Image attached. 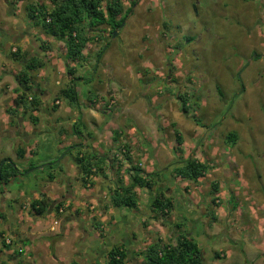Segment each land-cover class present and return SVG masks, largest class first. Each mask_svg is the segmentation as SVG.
Instances as JSON below:
<instances>
[{"label":"rangeland","instance_id":"rangeland-1","mask_svg":"<svg viewBox=\"0 0 264 264\" xmlns=\"http://www.w3.org/2000/svg\"><path fill=\"white\" fill-rule=\"evenodd\" d=\"M120 1L125 11L134 0ZM134 3L124 27L115 36L104 34V41L97 45L94 42L89 47L85 61L70 64L75 72L83 75V80L75 85L79 104H70L60 95L61 89L67 87L66 77L70 76L64 63V44L53 39L52 43L41 44L45 52L52 56V67L58 70L55 80L49 85V78H44L46 73L41 72L44 68L31 77L30 87H35L40 95L45 94L47 102L46 108L41 104L39 118L43 119L44 111L52 113L57 121L62 119L63 129L69 132L71 129L64 118L72 117L73 113L67 114L66 108L73 105V108L70 107L73 111L82 107L80 103L86 101L88 94L97 92L94 101H86L84 105L98 109L102 116L118 113L117 127H111L110 131L100 128L102 144L108 145L110 139L116 141L120 137L118 133L114 134L117 129L123 130L128 124L136 126V119L147 138L153 139L150 130V122L153 126L152 118H155L153 109L160 110L163 116L157 119L163 134L157 138L162 145L155 162L156 168L151 167L152 173L157 170L161 176L155 180L156 185L151 190H139L134 212L126 208L122 211L131 223L129 227L134 239L139 237V241L132 243L136 258L141 259L139 254L157 239L161 238L165 243L172 236L185 233L196 242H201L202 264H212L214 260L216 264H264V0H136ZM29 4H41L52 9L51 0H0L2 109L13 104L16 96L14 89L18 88L17 78L30 54L40 56L46 67L50 65L37 42L41 41L43 32L33 27L27 16ZM9 37H16L17 40H7ZM104 44L108 45L106 53L96 65V53ZM13 53L18 56L14 58ZM83 65L98 67L99 79L94 77L91 69L81 71L79 67ZM108 75L120 79L121 90L124 89L125 93L124 90L101 86L95 88L97 83L106 85ZM129 75L132 78L128 81ZM123 98H126L123 103L117 102L123 101ZM152 98L155 102H152L149 111ZM182 101L186 103L187 111L181 110ZM55 106L57 108L52 110ZM77 127L84 135L81 125ZM175 131L182 140L180 152L175 151ZM54 133L46 138V143L41 144L33 162L43 161L49 155L48 161L58 163L60 169L71 177L76 171L73 163L76 150L56 155L58 139ZM228 133L237 137L235 145L226 143ZM139 141L145 148L146 141ZM156 145L159 146L157 139ZM121 146L122 143L116 145L112 142L109 159L120 158ZM151 154L154 156V151ZM187 159L204 163L209 168L197 183L174 176L175 167ZM37 168L32 172L35 178L45 179L49 174L59 177L57 169ZM30 170L33 171V168ZM70 180L77 196L83 189L91 188L90 185L83 186L81 179L77 181L71 177ZM213 183L217 185L215 194ZM47 184L45 182L42 186ZM61 186L63 184L58 180L54 188ZM157 190L164 191V197L172 201L173 209L166 218L150 210L149 200ZM57 195L61 198L64 188ZM60 200L65 205L67 197ZM107 202L96 217H105L104 222L99 221L98 229L92 230L97 237H87L80 244L78 241L75 245L77 253L72 256L74 263H78L75 259L82 247L87 246L99 252L98 264H107L108 245L113 238L106 235L118 222L113 208L108 213L110 203L109 200ZM64 205L53 213L55 238H62L58 221L71 213L72 204ZM17 207V203L13 204L12 210ZM90 207L86 212L98 210L95 204ZM28 209H31L30 205ZM215 212L220 215L217 223ZM78 217L77 211L74 222L78 223ZM211 217L215 220L212 221ZM143 218L148 220L143 222ZM194 221H199L196 235L193 232ZM138 223L140 226L137 227ZM77 229L80 231L78 226ZM0 237L3 243L1 249L15 247L14 237L7 238L11 241L8 248L4 246L5 239ZM117 238L114 246L125 245L127 249L122 233ZM100 239L106 241V247L100 245ZM26 247L31 248V245L26 243ZM214 253L218 254V259H215ZM127 254L131 255V252ZM52 256L61 257V254H50ZM31 257L36 263L44 258L35 253H31ZM125 264H132L130 257Z\"/></svg>","mask_w":264,"mask_h":264},{"label":"crops","instance_id":"crops-1","mask_svg":"<svg viewBox=\"0 0 264 264\" xmlns=\"http://www.w3.org/2000/svg\"><path fill=\"white\" fill-rule=\"evenodd\" d=\"M37 42L41 46V44L44 43L45 44L52 43V40L51 38H48L46 35L42 34L41 41L40 42L37 41ZM95 44L97 45V43ZM92 45L93 43L90 42L86 45V49L82 52L84 58H86V52L87 50H89V47ZM105 53L106 51L104 52V55ZM104 55L102 56V58L104 57ZM34 56L41 58L40 56L34 53L30 54L28 58ZM44 56H45L44 59L46 61L48 60L49 61L48 63H50V65L48 64L49 67H45L44 70L42 71L37 70V71L28 72V75L32 77L39 71L45 72L46 74L44 78H49V82L47 83V85H49L52 81L55 80L56 72L58 69L55 70L54 67H52V63L54 61L52 62L51 60L52 58L51 54L45 52ZM102 58L100 62L102 61ZM60 68L62 69V67ZM70 68L74 72V75L72 76L74 80L72 81L71 80L72 77L70 76L67 77L65 76L66 77L65 83L67 86L72 84L75 87L77 82L83 80L82 79L83 75H81L80 72H75L73 70V67ZM79 69H81V71L91 69L92 71H94V77L97 76L99 79V75L97 74V72H99L98 67H88V65H86L85 67V65H83V67H79ZM108 77L109 79L107 80L106 85H100L101 83H97V86L95 88L101 86L105 88H111L113 90L117 89V91L121 90L122 85L120 84V79L116 76L113 77L111 75H108ZM110 78L111 81H109ZM131 78L132 76L129 75L128 81ZM138 78L139 77L137 76V79ZM28 85L31 86V80L29 81ZM16 89L17 88H15L14 90ZM32 90H33L32 92L38 96L40 102L46 108L47 102L45 100V94L44 95L38 94L37 93L38 90L35 87H33ZM96 93L97 92H94L93 94H88V96L86 97V101L92 103L97 95ZM90 98L93 99L91 102L89 100ZM125 99L126 98H123V101L119 100L117 102L123 103ZM78 101L80 100H77V103ZM86 101L84 102L85 104ZM152 102H155V99L152 98L151 103ZM84 103L83 102L80 103L82 107L76 108V110L73 111H72L73 105L68 106L66 108L67 114L73 113L72 117L64 118L65 119L64 122H67L68 127L71 129L69 130V132H66L63 129L62 119L57 121V118H55L54 114L52 113L44 111V113L42 114L43 119H40L39 118L41 111L40 107L38 111L33 113H24L23 107H21L17 109L16 112L13 113L11 116L10 114L6 113V109H13L12 106L13 104L11 105V107H8L6 109L0 108V163L2 161H3L2 164L4 165L11 163L13 167L20 172L19 174L16 175L15 178L10 180L7 186L0 185V236H2L5 240L9 236H12L14 237L13 239L16 243L15 247H11V248L9 247L6 250L1 249L3 243L0 237V264H43V263L98 264L99 260L97 259V256L99 255L98 254L99 252H97V250L96 251L90 250V248L87 246H84V248L82 247V249L80 250L81 252H79L78 257H76L75 260L78 263H74V261L72 260V256L77 253L78 249L75 247V245L78 243V241H80L79 242L80 244L81 242L86 241L85 239H87V237H91L93 239L94 237H97V234L92 233V230H95V227L98 226L99 221L104 222L105 217H102L101 219H97L96 217H99V213L101 212V209L105 208L106 203H108L107 201L109 200L111 191L116 188L115 186L116 178L113 176L112 172H110L108 169L109 158H111L110 154L112 153V150L109 149L112 146V142L115 143L116 145L118 143H122V145L126 144V146H128L129 148V156L131 157L132 161L137 162V164L136 163L134 164L139 166L145 173H152L153 166L154 168H156L155 162L158 160L159 147L160 145H162L160 144L162 143V141L160 139L158 140L157 136H159L160 138L163 134V130L160 128V122L157 119L158 116L160 117L163 116L160 110L153 109L155 113V118H152L151 116L153 120V126L152 123L150 122L151 125L150 130H151V136L152 137L154 136L153 139L147 138L146 132L142 131L144 130V128L142 126L139 127V123H138L139 120L136 119V123H137L136 126H132L128 124L125 125L126 128L123 130L117 129L116 133L120 135L118 140L116 139V141H113L112 139H110L108 145H104L102 144L103 142L101 139L102 138L101 136L103 134L102 129L103 130L106 129L110 131L112 130L111 127H117L116 125H117L118 113L114 112L112 115L102 116L99 113L98 109H93L88 105H84ZM24 106L26 107L27 105L24 104ZM152 106L153 103L152 105H150V107H148L149 111L152 108ZM127 108L126 110L129 111V109ZM30 117L35 118L36 121L32 122ZM80 117L81 120H79ZM79 125H81V127L84 129L83 132L84 135H82V133L78 131L77 126ZM100 128L102 129L100 130ZM74 129L76 132H78L77 134H73ZM54 132H56V136L58 139V143L56 145V150H57L56 155L63 154L65 153L66 149L73 147L72 150L73 151L76 150L75 151L76 155L77 154L82 155L85 154L86 152H89L91 155L97 158L96 159L97 161L98 160L104 161V168L106 169V173H105L106 175L104 177L101 176L100 174L92 176L91 178L92 182H90L91 188H88L87 190L83 189L82 191L79 192L80 193L79 196H77V193L74 190L75 187L73 186L70 180L71 177L77 179V181L81 179V176L79 175L76 166H75L76 169L75 173H73L72 176L70 177L69 174L64 173V171L60 169L58 163H54L51 166H48L50 163H52V161H48L47 159L49 155H46L43 158V161L34 160L35 162H33V159L37 155V150L40 148L41 144L46 143V138L47 137L50 138L49 137L50 135H55ZM156 139L159 146L157 145L155 146ZM139 140L146 141L145 148L143 147V145ZM18 151H21L22 154L21 159L17 158ZM153 151H154V156L153 154H151V152ZM149 154H150V158L148 159ZM56 157L58 156H55V158ZM37 167L39 168L49 167V169H57L58 170L57 172H59L58 173L59 177L53 174H49L46 176L45 179L35 178V176L32 175L35 170L30 171V169L32 168L34 169ZM127 168H128V164H125L123 169H127ZM25 172H28L26 176L23 175V173ZM155 172H157V170ZM58 180L59 183L63 184V186L61 187L64 188V195H62L61 198L60 196L57 195V193L62 188L61 187L54 188V186H57ZM120 181L122 183H120L118 186L128 185V178L125 174L121 177ZM45 182H48L47 186H42V184H44ZM139 190L140 189L134 190L136 196H138ZM43 196H45L50 201H55V203L60 202L61 201L60 199H62V197L63 198L67 197L64 206L66 207L67 205L72 204L71 213H68V215L63 216L62 218H60V221H58L59 223L58 229L59 231H62L61 232L62 238H55L54 233L52 231V229L55 230V227L53 226L54 225L53 213L55 210L53 209V207L42 216H38L37 214H35L34 210L31 208L32 202L41 199V197ZM15 203H17L19 208L17 207L16 210H12V205ZM94 204L97 205L98 210L96 212L92 211L91 213L86 212L87 207L91 206L90 208H93ZM29 205L31 209H28ZM109 208L110 209L108 210V213H111L112 211L111 205ZM123 210H124L123 208L117 210L113 208V211L118 215V220H117L118 222L116 223L115 227L111 228V232H109L106 235L107 238H113V241H111L110 244L108 245V249L110 250V247L112 248L114 246L115 243L114 241H117L118 235L122 233L123 238H125V240L127 241L126 245H128V248L126 249L125 245L122 246L126 251L129 249L127 252H131L132 255L131 256L128 254L129 255L128 259L130 257L132 264H135V262H138L140 264L141 259L136 258L134 254L135 250L132 249L133 247L132 243L139 241L138 239L139 237L137 239H134V235L129 227L131 223H129L127 217L122 214ZM77 211L79 212L78 220H76L78 223L74 222L73 220L74 217L76 216ZM149 213L150 211L148 212V215ZM214 215L216 216V220H217L216 223H217L220 215L217 212H215ZM146 219L147 218H143L142 221L144 222L146 221ZM94 221L97 224H94L93 223ZM197 223H199V221L198 222L194 221L192 223L194 225L193 227L194 235H196ZM77 226L80 229V231L77 229ZM138 226H140V223L137 224V227ZM73 230L74 232H72ZM70 232L71 235H69ZM200 232L202 234V231ZM159 234L162 233L160 232ZM175 236H172V238ZM197 241L199 240L197 239ZM105 242L103 240L99 241L100 245L103 248L107 246ZM26 243L30 244L31 248L26 247ZM200 243L201 242H197L198 247L200 248L202 254L203 251L200 246ZM12 252L16 253L17 255L12 259H10L9 261L5 262L2 256L5 257L6 255H10ZM31 253H35L44 258L38 261V263H36L33 260V257L29 258ZM54 253L61 254V257L60 256L50 257V254L53 255ZM69 255H71L70 259H68ZM215 261L216 260L212 261L211 263L216 264ZM202 263H203V258H202Z\"/></svg>","mask_w":264,"mask_h":264},{"label":"trees","instance_id":"trees-1","mask_svg":"<svg viewBox=\"0 0 264 264\" xmlns=\"http://www.w3.org/2000/svg\"><path fill=\"white\" fill-rule=\"evenodd\" d=\"M136 0L131 2L130 7L123 10V4L120 0H51L52 9H47L46 6L37 4L27 6V16L32 21L33 27L41 29L44 35L57 41L62 42L65 47L64 63L67 68V74L72 77L74 72L70 68V64H78L85 60L82 52L86 49V45L90 43H100L104 34L108 33L111 37L114 31L119 32L124 27L131 7ZM104 41V40H103ZM105 43V42H104ZM107 44L100 46L96 53V64H99L104 52L107 49ZM40 49L45 53L43 46ZM17 53H13L16 58ZM68 66V67H67ZM46 67L45 62L39 57L28 58L27 63L23 66L21 75L17 78L18 88L15 90L16 96L13 100V109H7L6 113L10 116L17 109L23 107L24 113H33L38 111L41 106L40 99L32 92L28 85L32 80L28 72L42 70ZM73 81L74 78L72 77ZM72 83V82H71ZM219 95L222 93L220 91ZM60 95L70 104L77 103L78 97L74 85L70 84L66 88L61 89ZM30 99V100H29ZM90 102L93 100L89 99ZM24 104L27 106L25 107ZM57 106L53 107L55 110ZM181 110L187 111L186 103L181 102ZM32 122L35 118L30 117ZM78 132L73 131V134ZM117 134L116 132L114 133ZM176 152H180L182 145L181 136L175 131ZM226 143L235 145L237 137L234 133H228L225 137ZM71 148L67 154L71 152ZM120 158L109 159L108 169L116 178L115 186L109 196V202L112 208H126L134 211L137 207L135 202V189L151 190L156 184L155 180L161 176V172L145 173L139 166L134 164L129 156L128 146L122 145L119 149ZM21 151L17 152V158L21 159ZM97 158L86 152L82 155H76L73 158V163L77 167L83 186L86 185L87 179L100 174L105 176L106 169L104 161L96 160ZM3 161L0 163V165ZM128 164L127 169H123L124 165ZM50 163L48 166H51ZM208 166L204 163L193 159H187L183 163H179L174 169L175 178L197 183L198 180L206 174ZM20 172L17 171L11 163L2 164L0 170V185L7 184L16 177ZM126 175L128 185L118 186L121 177ZM118 179V181H117ZM212 191L215 194L217 185L212 184ZM150 210L160 217L166 218L173 209L172 201L164 197V191L157 190L153 197L149 200ZM49 201L45 196L39 200H35L31 204V208L38 216L44 215L52 207L57 212L64 203ZM54 205V206H53ZM211 216V214H210ZM212 221L215 220L211 217ZM179 226V225H178ZM95 229H98L97 227ZM6 248L9 246L5 245ZM127 251L122 245L113 246L106 254L107 264H125L128 258ZM215 259H218V254L214 253ZM141 257L140 264H202L203 255L197 242L185 233L178 234L170 240L163 243L160 239L150 243L144 251L139 254Z\"/></svg>","mask_w":264,"mask_h":264},{"label":"flooded vegetation","instance_id":"flooded-vegetation-1","mask_svg":"<svg viewBox=\"0 0 264 264\" xmlns=\"http://www.w3.org/2000/svg\"><path fill=\"white\" fill-rule=\"evenodd\" d=\"M5 38H6V37H5ZM3 39H4V38H3ZM10 39H11V40H17L16 37H15V38L13 37V39H12L11 37L7 38V40H10ZM7 40L4 39V41H7ZM6 110H7V109H6ZM70 148L72 149L73 147H70ZM66 151H67V149H66ZM66 151H65V154L68 153L69 149H68L67 152H66ZM21 175H22V174H21ZM102 240H103V239H100L99 241H102ZM99 241H98V242H99ZM103 241H104V240H103ZM104 242H105V241H104ZM16 255H17L16 253H13V252H12L10 255H6L5 257H4V256H2V257H3L4 261L7 262V261H9L10 259H12L13 257H15ZM4 261H3V262H4ZM3 262H2V263H3Z\"/></svg>","mask_w":264,"mask_h":264},{"label":"built area","instance_id":"built-area-1","mask_svg":"<svg viewBox=\"0 0 264 264\" xmlns=\"http://www.w3.org/2000/svg\"><path fill=\"white\" fill-rule=\"evenodd\" d=\"M29 100H30V99H29ZM86 180H87V182H88V183H86V185L89 186V185H90V180H91V178H90V179H87V178H86ZM5 244H6V245H11V241L8 240V239H6V240H5Z\"/></svg>","mask_w":264,"mask_h":264},{"label":"water","instance_id":"water-1","mask_svg":"<svg viewBox=\"0 0 264 264\" xmlns=\"http://www.w3.org/2000/svg\"><path fill=\"white\" fill-rule=\"evenodd\" d=\"M116 34H117L116 31H114V32L112 33L113 36H115ZM67 151H68V149H67ZM67 151H66V152H67ZM1 167H2V164L0 165V170H1ZM33 170H34V169H33ZM30 171H32V170H30ZM27 173H28V172H25V173H23V175L26 176Z\"/></svg>","mask_w":264,"mask_h":264}]
</instances>
